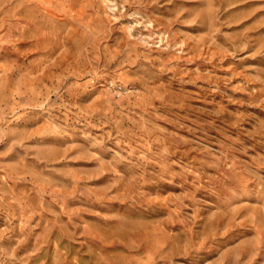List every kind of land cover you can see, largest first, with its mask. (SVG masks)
Returning <instances> with one entry per match:
<instances>
[{"label":"rangeland","instance_id":"rangeland-1","mask_svg":"<svg viewBox=\"0 0 264 264\" xmlns=\"http://www.w3.org/2000/svg\"><path fill=\"white\" fill-rule=\"evenodd\" d=\"M0 264H264V0H0Z\"/></svg>","mask_w":264,"mask_h":264}]
</instances>
